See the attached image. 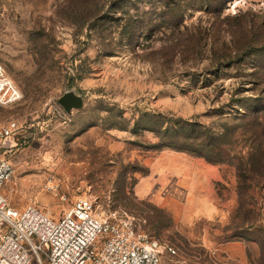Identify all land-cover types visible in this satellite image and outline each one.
<instances>
[{"label": "rangeland", "instance_id": "374dc122", "mask_svg": "<svg viewBox=\"0 0 264 264\" xmlns=\"http://www.w3.org/2000/svg\"><path fill=\"white\" fill-rule=\"evenodd\" d=\"M262 45L264 0H0V63L21 93L0 103L2 192L54 220L89 198L155 238L161 264H264ZM70 89L84 104L67 112Z\"/></svg>", "mask_w": 264, "mask_h": 264}, {"label": "built area", "instance_id": "2783aa9c", "mask_svg": "<svg viewBox=\"0 0 264 264\" xmlns=\"http://www.w3.org/2000/svg\"><path fill=\"white\" fill-rule=\"evenodd\" d=\"M20 97L0 63V103L13 104ZM11 132L0 129V137ZM14 171L13 163L0 156V264H30L33 256L39 264H161L162 249L155 238L128 216L100 212L89 198L78 199L59 220L35 205H10L2 187Z\"/></svg>", "mask_w": 264, "mask_h": 264}, {"label": "trees", "instance_id": "16d2710c", "mask_svg": "<svg viewBox=\"0 0 264 264\" xmlns=\"http://www.w3.org/2000/svg\"><path fill=\"white\" fill-rule=\"evenodd\" d=\"M174 13L176 14V12H174ZM97 14L98 13H95L94 14V17ZM108 15L109 14L107 13L106 16H108ZM232 18L234 20H238V21H236V23L234 22V24H236V28L243 29L244 26L246 25L245 20H244V17H243L242 14L232 16ZM140 25H141V23H140V21L138 20L137 17H134L132 15H128L127 16L126 23L124 25L125 30H126V32H125L126 34L125 35L127 37V41H129L130 43H133L134 42V39H135V37L137 35L135 32L140 29ZM207 29L208 28H204V32ZM202 31H203V28H201L197 33L200 34V33H202ZM247 31H249V30H247ZM194 34L192 33V35H194ZM250 42H251L250 39H249L248 42H246V45H244L245 48L241 50L242 53L246 54V53H248L251 50L250 49L251 48ZM262 46L264 48V45H262ZM232 48L233 47H232L231 43H229V44L225 43V46H223V47H217L216 49L214 47L211 48V51L213 53V56L211 58L212 59L211 62H212L213 68L211 70H213L214 75H218V74L220 75L221 71L219 72V68L221 66H223V65H225V67H226V66L229 65V63L232 62L233 57H232V52L230 51V50H232ZM238 56H239V54L237 55V57ZM261 110H262V107L261 106H258L255 109H253V111L251 112V114L253 115V117H255V119H257L259 117L258 114L261 112ZM185 126H188V128H190L191 131L197 129V127H198L197 124L194 123V122H187ZM185 126H182L180 128L175 129L174 130V133L176 135L181 136L182 138H187V136H185L184 133H183V131L186 130V127ZM178 148L181 149V150L186 149V147H178Z\"/></svg>", "mask_w": 264, "mask_h": 264}, {"label": "water", "instance_id": "95a60500", "mask_svg": "<svg viewBox=\"0 0 264 264\" xmlns=\"http://www.w3.org/2000/svg\"><path fill=\"white\" fill-rule=\"evenodd\" d=\"M58 100L67 112H70L72 109L81 108L84 104L83 96L76 93L74 89L65 91Z\"/></svg>", "mask_w": 264, "mask_h": 264}]
</instances>
